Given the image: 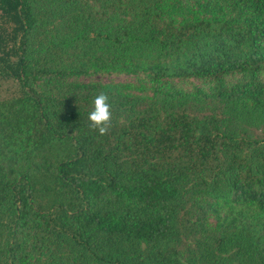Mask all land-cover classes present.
I'll return each mask as SVG.
<instances>
[{
    "label": "trees",
    "instance_id": "obj_1",
    "mask_svg": "<svg viewBox=\"0 0 264 264\" xmlns=\"http://www.w3.org/2000/svg\"><path fill=\"white\" fill-rule=\"evenodd\" d=\"M0 264H264V0H0Z\"/></svg>",
    "mask_w": 264,
    "mask_h": 264
},
{
    "label": "clouds",
    "instance_id": "obj_2",
    "mask_svg": "<svg viewBox=\"0 0 264 264\" xmlns=\"http://www.w3.org/2000/svg\"><path fill=\"white\" fill-rule=\"evenodd\" d=\"M89 128L100 136L107 135L112 127V111L109 96L101 92L93 100V109L88 114Z\"/></svg>",
    "mask_w": 264,
    "mask_h": 264
},
{
    "label": "rangeland",
    "instance_id": "obj_3",
    "mask_svg": "<svg viewBox=\"0 0 264 264\" xmlns=\"http://www.w3.org/2000/svg\"><path fill=\"white\" fill-rule=\"evenodd\" d=\"M95 79H100L102 81H126L128 79H131V77L125 76V75H115V74H111V75H102L99 77H94Z\"/></svg>",
    "mask_w": 264,
    "mask_h": 264
}]
</instances>
